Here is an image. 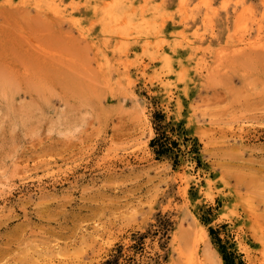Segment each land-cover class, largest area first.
Segmentation results:
<instances>
[{
    "label": "rangeland",
    "instance_id": "374dc122",
    "mask_svg": "<svg viewBox=\"0 0 264 264\" xmlns=\"http://www.w3.org/2000/svg\"><path fill=\"white\" fill-rule=\"evenodd\" d=\"M112 1L0 0V264H264V0Z\"/></svg>",
    "mask_w": 264,
    "mask_h": 264
},
{
    "label": "trees",
    "instance_id": "16d2710c",
    "mask_svg": "<svg viewBox=\"0 0 264 264\" xmlns=\"http://www.w3.org/2000/svg\"><path fill=\"white\" fill-rule=\"evenodd\" d=\"M162 129L161 127H159ZM159 131V129H157ZM177 144L175 142H172L170 138H168L164 132L161 133V137H157L152 142V147L155 149V153L159 158L164 156H170L172 152L174 151V148H176ZM226 262H229V258L227 255H225Z\"/></svg>",
    "mask_w": 264,
    "mask_h": 264
},
{
    "label": "bare ground",
    "instance_id": "6f19581e",
    "mask_svg": "<svg viewBox=\"0 0 264 264\" xmlns=\"http://www.w3.org/2000/svg\"><path fill=\"white\" fill-rule=\"evenodd\" d=\"M51 1V0H50ZM114 1V0H113ZM112 1V2H113ZM122 1V0H121ZM53 2V1H52ZM110 3V2H109ZM117 3V2H116ZM120 3V2H119ZM57 4V3H56ZM118 4V3H117ZM131 4V3H130ZM155 4V3H154ZM223 4H225V3H223ZM112 5V4H111ZM111 5H109V6H111ZM49 6H50V4H49ZM152 6V5H151ZM180 6V5H179ZM58 7V6H57ZM113 7H116V6H113ZM53 8H55V4L53 3ZM53 8H52V12H53ZM63 8V7H62ZM111 8L112 7H109V9H107V10H111ZM38 9V8H37ZM57 9V8H56ZM58 9H59V7H58ZM106 9V8H105ZM116 10V9H115ZM154 10H156V9H154ZM154 10H152L153 12H154ZM55 11V10H54ZM156 11H159V10H156ZM155 11V12H156ZM106 12V11H105ZM108 12V11H107ZM106 12V13H107ZM118 12V11H117ZM120 12V11H119ZM160 12V11H159ZM55 14H57L56 12H54ZM107 14H109V13H107ZM122 14V13H121ZM165 14V13H164ZM61 15V14H60ZM111 15V14H110ZM114 15V14H113ZM118 15V14H117ZM116 14H115V16H117ZM153 15V14H152ZM155 15V14H154ZM109 16V15H108ZM155 17H157V16H155ZM164 17V16H163ZM145 18H147V17H145ZM154 18V17H153ZM114 19V18H113ZM148 19V18H147ZM155 19V18H154ZM78 20V19H77ZM116 20V19H115ZM73 21V20H72ZM107 21V20H106ZM143 21H145V20H143ZM76 22V21H75ZM115 22V21H114ZM129 22H132V20L131 21H128V23ZM128 23H124V24H128ZM152 23V22H151ZM259 23V22H258ZM76 24V23H75ZM155 24H157V23H155ZM79 25V24H78ZM146 25V24H145ZM145 25H143V26H145ZM152 25V24H151ZM126 26V25H125ZM130 26V25H129ZM141 27H142V25H140ZM147 26V25H146ZM149 26V25H148ZM158 26V25H157ZM128 27V26H127ZM133 27H135V26H133ZM136 27H138V26H136ZM155 27V26H154ZM213 27V26H212ZM101 28V27H100ZM149 28V27H148ZM147 28V29H148ZM152 28V27H151ZM150 28V29H151ZM156 28V27H155ZM135 29V28H134ZM84 30V29H83ZM138 30V29H137ZM153 31V30H152ZM127 32V31H126ZM151 32V31H150ZM248 32V31H247ZM236 34V33H235ZM260 34V33H259ZM134 35V34H133ZM139 35V34H138ZM247 38V37H246ZM238 39V38H237ZM248 41V40H247ZM258 41V40H257ZM264 41V40H263ZM155 42V41H154ZM245 42V41H244ZM250 42H251V40H250ZM156 43V42H155ZM176 43V42H175ZM120 44V43H119ZM144 44H145V42H144ZM257 44V43H256ZM264 44V43H263ZM146 45V44H145ZM150 45V44H149ZM245 45V44H244ZM243 45V46H244ZM148 46V45H147ZM242 46V45H241ZM247 46V45H246ZM256 46V45H255ZM257 47V46H256ZM235 48H237L236 46H235ZM145 49V48H144ZM156 49V48H155ZM152 50V49H151ZM154 50V49H153ZM98 51H99V49H98ZM235 51H237V50H235ZM239 51V50H238ZM142 53V52H141ZM232 53V52H231ZM234 53V52H233ZM236 53V52H235ZM103 56V55H102ZM102 58V57H101ZM105 59H106V57H105ZM106 61V60H105ZM100 62V61H99ZM107 63V62H106ZM105 63V64H106ZM108 65V64H107ZM162 77V76H161Z\"/></svg>",
    "mask_w": 264,
    "mask_h": 264
}]
</instances>
